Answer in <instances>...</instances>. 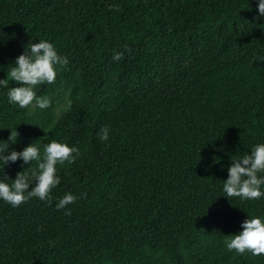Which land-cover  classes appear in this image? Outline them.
Instances as JSON below:
<instances>
[{"label": "trees", "instance_id": "obj_1", "mask_svg": "<svg viewBox=\"0 0 264 264\" xmlns=\"http://www.w3.org/2000/svg\"><path fill=\"white\" fill-rule=\"evenodd\" d=\"M38 39L69 64L39 87L51 103L32 114L0 88V140L16 128L10 150L55 139L80 156L57 165L51 203L0 201V264H264L224 244L264 216V198L222 192L230 159L264 143L255 0H0V79ZM31 166L18 159L0 179ZM68 191L80 196L70 214L54 207Z\"/></svg>", "mask_w": 264, "mask_h": 264}, {"label": "clouds", "instance_id": "obj_2", "mask_svg": "<svg viewBox=\"0 0 264 264\" xmlns=\"http://www.w3.org/2000/svg\"><path fill=\"white\" fill-rule=\"evenodd\" d=\"M255 3L260 17H264V0H255ZM110 8L118 9V5H110ZM37 41L29 42L24 47V51L10 65L7 78L0 79V88L6 89L8 103L19 108H48L51 101L38 95L37 91L41 85L52 84L58 72L69 64L68 56L60 53L54 42L48 39ZM123 56L124 52L115 51L112 59L119 61ZM9 81L17 82L18 86L9 87ZM70 103L69 100L68 104ZM110 132V127L105 125L97 132V136L100 141H107ZM17 136L15 128L14 131L10 130L7 141L0 140V173L9 163H15L18 159L21 161V167L33 161L37 162V167L29 171L31 166L17 172L14 180H10L6 175L0 179V201L11 207H18L33 197L51 203L52 190L61 183L57 165L74 163L80 156L79 148L52 139L39 146L37 141L29 143L20 151L10 150L9 141L13 138L16 141ZM230 160L227 179L222 182L224 196L236 197L242 201L264 198V143H257L250 152L234 156ZM79 198L80 196L71 191L65 192L56 199L54 207L70 214L71 209L67 206ZM240 228L241 231L237 234L224 236L226 248L241 254L246 251L253 255L264 254V216H248L241 222Z\"/></svg>", "mask_w": 264, "mask_h": 264}, {"label": "rangeland", "instance_id": "obj_3", "mask_svg": "<svg viewBox=\"0 0 264 264\" xmlns=\"http://www.w3.org/2000/svg\"><path fill=\"white\" fill-rule=\"evenodd\" d=\"M57 96H58V94H56L55 96H53V98H56ZM69 97H70V93L64 94L63 99H62L63 105H62V107L57 112V116L58 117L62 116V114L64 113L65 109L67 108L68 101H69ZM35 109L36 108L31 109L30 110V114H32L33 111H35Z\"/></svg>", "mask_w": 264, "mask_h": 264}]
</instances>
